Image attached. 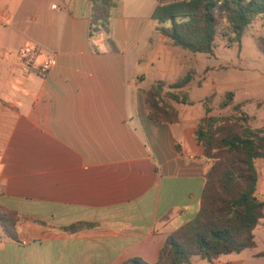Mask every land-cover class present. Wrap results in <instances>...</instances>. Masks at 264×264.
Here are the masks:
<instances>
[{
  "label": "crops",
  "instance_id": "obj_1",
  "mask_svg": "<svg viewBox=\"0 0 264 264\" xmlns=\"http://www.w3.org/2000/svg\"><path fill=\"white\" fill-rule=\"evenodd\" d=\"M115 1L109 33L90 36V0H0V206L20 241L0 228V264L153 263L200 212L205 115L157 123L143 100L155 43L176 47L159 0ZM76 223L93 226L60 230ZM256 248L213 264H250Z\"/></svg>",
  "mask_w": 264,
  "mask_h": 264
},
{
  "label": "trees",
  "instance_id": "obj_2",
  "mask_svg": "<svg viewBox=\"0 0 264 264\" xmlns=\"http://www.w3.org/2000/svg\"><path fill=\"white\" fill-rule=\"evenodd\" d=\"M90 1V36L109 33L116 1ZM152 17L173 46L214 55L222 45L241 49L246 30L264 18V0H159ZM257 46L264 52V36L257 39ZM210 70L206 69L205 74ZM194 79L190 71L171 84L158 81L143 90L148 117L157 123L177 122L179 115L172 103L192 104L187 87ZM213 99L210 96L203 101L205 116L194 132L209 165L200 212L192 222L168 234L155 262L132 257L121 264H191L195 256L213 264L222 256L257 246L255 230L264 219L257 164L264 160V127H252L253 117L243 111V104H235L233 93H226L219 104L221 109L233 106V116L212 115ZM18 220L16 212L0 206L3 235L16 242H20ZM91 226L76 223L60 230L74 234ZM260 256L264 257V251Z\"/></svg>",
  "mask_w": 264,
  "mask_h": 264
},
{
  "label": "rangeland",
  "instance_id": "obj_3",
  "mask_svg": "<svg viewBox=\"0 0 264 264\" xmlns=\"http://www.w3.org/2000/svg\"><path fill=\"white\" fill-rule=\"evenodd\" d=\"M261 36H264V18L246 30L240 50L237 47L225 48L222 45L215 49L214 55H210L192 53L180 47L166 50L164 45L155 43L152 52L155 56H161L162 62L155 65L152 77L150 73L147 74L148 78L142 86L147 89L156 84L157 80L175 82L192 71L195 79L187 87L192 104L176 105L178 115L188 121H199L205 115L203 101L214 96L211 114L233 116V106L225 109L219 107L226 93H233L235 104H243V111L253 117L252 127H264V52L257 46V39ZM168 42L171 43L169 40ZM208 68L211 70L205 74ZM153 77L156 81H152ZM199 81L201 86L198 85ZM257 164L260 171L258 194L264 199V160L258 161ZM256 241L257 248L252 251L264 250V219L256 228ZM197 258V264L203 262V259ZM251 261L250 264H264V257ZM193 264H196V261Z\"/></svg>",
  "mask_w": 264,
  "mask_h": 264
},
{
  "label": "built area",
  "instance_id": "obj_4",
  "mask_svg": "<svg viewBox=\"0 0 264 264\" xmlns=\"http://www.w3.org/2000/svg\"><path fill=\"white\" fill-rule=\"evenodd\" d=\"M21 70L24 72V71H27L28 68H27L26 65H22L21 66ZM40 71H41V73H45V72H47V68L46 67H43V68L40 69Z\"/></svg>",
  "mask_w": 264,
  "mask_h": 264
}]
</instances>
